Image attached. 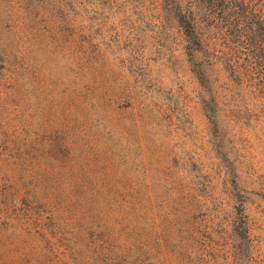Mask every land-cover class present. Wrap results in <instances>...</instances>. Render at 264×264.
I'll return each mask as SVG.
<instances>
[{
    "label": "rangeland",
    "instance_id": "rangeland-1",
    "mask_svg": "<svg viewBox=\"0 0 264 264\" xmlns=\"http://www.w3.org/2000/svg\"><path fill=\"white\" fill-rule=\"evenodd\" d=\"M189 3L0 0V264H264V90Z\"/></svg>",
    "mask_w": 264,
    "mask_h": 264
},
{
    "label": "trees",
    "instance_id": "trees-1",
    "mask_svg": "<svg viewBox=\"0 0 264 264\" xmlns=\"http://www.w3.org/2000/svg\"><path fill=\"white\" fill-rule=\"evenodd\" d=\"M189 4L186 24L194 37L205 48L220 40L213 57L233 72L255 73L264 90V0H190Z\"/></svg>",
    "mask_w": 264,
    "mask_h": 264
}]
</instances>
